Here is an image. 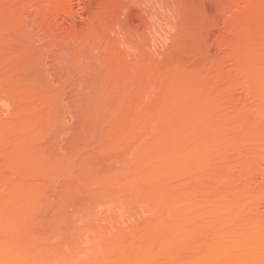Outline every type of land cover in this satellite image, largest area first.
<instances>
[{"label": "rangeland", "instance_id": "374dc122", "mask_svg": "<svg viewBox=\"0 0 264 264\" xmlns=\"http://www.w3.org/2000/svg\"><path fill=\"white\" fill-rule=\"evenodd\" d=\"M148 248L264 264V0H0L1 261Z\"/></svg>", "mask_w": 264, "mask_h": 264}, {"label": "bare ground", "instance_id": "6f19581e", "mask_svg": "<svg viewBox=\"0 0 264 264\" xmlns=\"http://www.w3.org/2000/svg\"><path fill=\"white\" fill-rule=\"evenodd\" d=\"M184 197H186V195L184 196ZM177 198V197H176ZM187 198H189V197H187ZM179 200H181V199H179ZM183 200V199H182ZM181 200V201H182ZM147 202H149L147 199L145 200H141V204H147ZM186 202H182V204H185ZM179 204V202L177 201V204H175V206L176 205H178ZM181 204V202H180V205H182ZM122 205V204H121ZM174 206V209L173 210H175V209H180L179 207L180 206H178V207H175ZM182 207V206H181ZM181 209H183V208H181ZM173 210L171 211L172 213H173ZM176 211V210H175ZM177 211H180V210H177ZM181 211H184V210H181ZM185 213V212H184ZM192 213V212H191ZM191 213H189V214H191ZM178 214V216H180L181 214H179V213H177ZM177 214H175L176 216H177ZM186 214V216H188L187 214L188 213H185ZM185 216V215H184ZM184 216H183V218H184ZM193 215H191V217H192ZM185 219H187V218H185ZM185 219H182V221L183 220H185ZM175 221V220H174ZM181 221V220H180ZM165 222V221H164ZM165 225V224H164ZM167 225V224H166ZM173 225H175V224H173ZM168 226V225H167ZM169 226H170V224H169ZM171 226H172V224H171ZM170 226V227H171ZM181 226V225H180ZM154 235H156V234H154ZM153 235V236H154ZM204 235V234H203ZM235 235V234H234ZM158 236V235H157ZM167 236V235H166ZM166 236H164V234H163V236H158V237H156V238H154V237H152L151 236V239H154V240H152V241H154V242H159V243H167L168 242V240H167V238H166ZM244 236H246V235H244ZM204 237V236H203ZM234 237V236H233ZM201 238V237H200ZM206 238V237H205ZM247 238V237H246ZM199 239V237L197 238V240ZM203 239V238H202ZM199 241H202V240H199ZM199 241L197 242V243H199ZM251 241V240H250ZM195 242V241H194ZM194 242H191V241H185V242H179L177 245L182 249V250H188V252H189V250H190V248H198L197 247V243H196V245H195V243ZM251 243V242H250ZM251 244H254V243H251ZM256 244V243H255ZM198 245H200V244H198ZM202 245H203V243H202ZM248 245V244H247ZM201 246V245H200ZM199 246V247H200ZM204 246V245H203ZM202 246V247H203ZM208 246V245H207ZM257 246V245H256ZM210 247V246H209ZM222 247H223V245H222ZM263 247V246H262ZM261 247V248H262ZM225 248V247H224ZM250 248V247H249ZM251 248H253V247H251ZM258 248V247H257ZM203 249V248H202ZM214 249H217V248H214ZM213 249V250H214ZM244 249H247V246H245V248ZM259 249V248H258ZM210 250V249H209ZM222 250V249H221ZM228 250V249H227ZM251 250V249H250ZM254 250H256V248H254ZM263 250V249H262ZM194 251V250H193ZM200 251V250H199ZM203 251H205V250H203ZM226 251V250H225ZM207 253H205V255H206V259L208 260V257L209 256H211L210 254H211V252H209V251H206ZM252 252V251H251ZM253 252H255V251H253ZM261 252V251H260ZM221 253V252H220ZM223 253H225V252H223ZM262 253V252H261ZM41 254L42 255H45V253H42L41 252ZM217 254V253H216ZM255 254H256V252H255ZM48 255V254H47ZM97 257H99L98 255H96ZM181 256H183V255H181ZM216 256H219L218 254L216 255ZM221 256H223V255H221ZM258 256V255H257ZM261 255H259V257H260ZM43 258L44 257H47V256H42ZM174 257V256H173ZM212 257V256H211ZM210 257V258H211ZM168 258H169V260H171L170 258H172V256H168ZM175 258V257H174ZM264 258V257H263ZM262 258V259H263ZM133 259V260H132ZM153 259H154V251L152 250V249H146L143 253H139V255L138 256H136L135 258L133 257V258H131L130 260H131V262L130 263H128V262H125V261H122V262H120V263H118V264H156V263H154V261H153ZM177 259V258H176ZM204 259L205 258H203V260L202 261H204ZM21 261L20 262H16V264H22V262H23V264H26L27 263V261L25 262V261H22L23 259H20ZM173 260V259H172ZM260 260V259H259ZM0 261H1V259H0ZM11 263H10V262ZM8 262H5V261H1L0 262V264L2 263V262H5V263H7V264H12V261L13 260H9ZM177 261V260H176ZM176 261H174L175 263H176ZM254 261V260H253ZM255 261H256V259H255ZM5 263H2V264H5ZM259 263H262V262H260L259 261ZM28 264H30L29 262H28ZM176 264H179V263H176ZM192 264H195V263H192ZM253 264H258V263H253Z\"/></svg>", "mask_w": 264, "mask_h": 264}]
</instances>
